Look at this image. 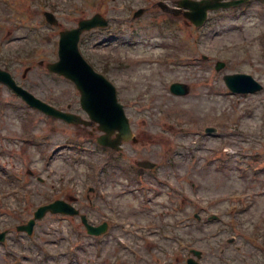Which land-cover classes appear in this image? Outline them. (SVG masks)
Listing matches in <instances>:
<instances>
[{
  "label": "rangeland",
  "instance_id": "obj_1",
  "mask_svg": "<svg viewBox=\"0 0 264 264\" xmlns=\"http://www.w3.org/2000/svg\"><path fill=\"white\" fill-rule=\"evenodd\" d=\"M158 1L0 0V66L37 97L59 107L72 103L82 116L72 82L44 63L57 57L59 30L95 12L109 18L106 27L81 35L79 49L97 68L108 61L102 73L144 141L125 144L118 162L108 159L98 179L96 168L108 152L82 128L29 108L0 83V230L9 231L0 242V264H183L190 248L202 250L200 264H264V248L244 237L264 233V0L214 11L201 27L161 11ZM161 1L174 6L175 0ZM138 8L146 12L131 19ZM44 10L55 14L58 26L44 20ZM216 60L225 62L223 70L214 69ZM232 72L252 75L262 90L228 91L222 75ZM173 80L187 83L190 92H167ZM207 126L216 132L205 133ZM138 158L157 162L159 176L169 181V187L149 190L148 204L140 186L151 178L134 177L139 185L126 170L133 171ZM88 185L95 193L82 210L90 220L113 213L122 219L103 238L88 235L79 218L65 214L46 213L30 236L14 229L49 198L80 196ZM10 188L18 192L9 195ZM201 206L203 214L219 208L220 218L231 220L222 236L216 229L223 222L205 215L194 220ZM165 210L171 224L159 227L156 213ZM229 234L235 242L217 257Z\"/></svg>",
  "mask_w": 264,
  "mask_h": 264
},
{
  "label": "water",
  "instance_id": "obj_2",
  "mask_svg": "<svg viewBox=\"0 0 264 264\" xmlns=\"http://www.w3.org/2000/svg\"><path fill=\"white\" fill-rule=\"evenodd\" d=\"M239 1L240 0L217 2L214 0L212 2L207 0L202 2H192L189 0H183L181 4L191 8V11L185 12V15H187L195 24H200L203 22L208 8H215L221 5L227 6L238 3ZM44 15L50 23H57V20L52 13L44 12ZM106 23V20H104L99 14H95L89 19L80 20L77 28L61 31L58 46V60L47 63L46 67L49 70L63 74L65 77L74 81L80 92L79 100L81 106L87 111L92 120L99 123L98 127L106 134L103 136L107 144L109 143L107 138L115 130H117L118 142L121 137L126 138L129 130L127 118L124 115L122 105L117 101L113 85L101 74L93 70V68L83 59L77 48V41L82 30L89 29L97 25L102 26ZM0 79L11 86L30 105L35 106L47 114L63 118L69 122L78 121L77 116L57 110L17 86L10 77L9 73L1 69ZM225 80L226 84L233 91L251 92L261 88V85L256 80H254L251 76L244 74L226 75ZM171 90L177 94H182L187 91V88L182 84L176 83L171 86ZM47 210H50L51 212L69 214L77 213V210L71 205L65 203L64 201L56 200L53 203L40 206L34 212V218L30 219L26 224L17 226V228L19 230H26L30 233L32 231L35 218L41 217ZM81 218L89 233L97 234L105 228V224L94 227L86 222L84 216H81ZM2 237L3 234L0 233V239ZM195 253L198 254V252ZM188 264L196 263L189 259Z\"/></svg>",
  "mask_w": 264,
  "mask_h": 264
},
{
  "label": "flooded vegetation",
  "instance_id": "obj_3",
  "mask_svg": "<svg viewBox=\"0 0 264 264\" xmlns=\"http://www.w3.org/2000/svg\"><path fill=\"white\" fill-rule=\"evenodd\" d=\"M92 129H94V127H92ZM91 134H92V132H91Z\"/></svg>",
  "mask_w": 264,
  "mask_h": 264
}]
</instances>
